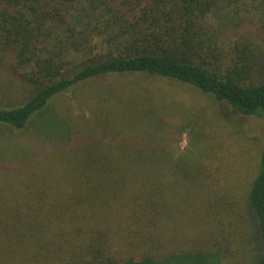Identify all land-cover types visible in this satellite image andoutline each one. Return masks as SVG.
Here are the masks:
<instances>
[{"label":"trees","instance_id":"obj_1","mask_svg":"<svg viewBox=\"0 0 264 264\" xmlns=\"http://www.w3.org/2000/svg\"><path fill=\"white\" fill-rule=\"evenodd\" d=\"M256 12L264 0H0V76L28 86L27 94L8 89L26 96L0 105V124L22 130L46 113L67 130L54 98L107 75L140 74L262 117L264 17L256 22ZM248 22L259 25L243 29ZM67 136L0 161V264H222L196 153L174 154L145 136ZM248 209L252 264H264V149Z\"/></svg>","mask_w":264,"mask_h":264},{"label":"rangeland","instance_id":"obj_2","mask_svg":"<svg viewBox=\"0 0 264 264\" xmlns=\"http://www.w3.org/2000/svg\"><path fill=\"white\" fill-rule=\"evenodd\" d=\"M254 17L259 22L256 19L264 17V12ZM254 25L259 23L248 22L243 29ZM7 80L0 76V105L19 104L28 86L20 83L18 87L17 82ZM17 87L23 92L8 90ZM51 105L71 127L66 130L46 113L22 130L0 124V161L23 157L37 145L58 146L56 141L66 139L67 133L71 141L95 140L106 133L129 134L153 138L174 154L190 149L205 165L221 263L254 262L255 221L248 209V191L264 149V115H243L188 84L149 74L107 75L57 96ZM39 166L52 165L41 160ZM181 219L185 226L187 221ZM188 220L195 227L191 234L201 235L199 221L195 217Z\"/></svg>","mask_w":264,"mask_h":264}]
</instances>
